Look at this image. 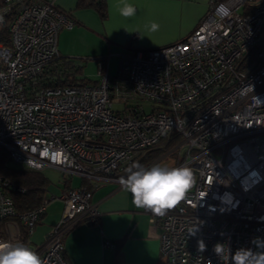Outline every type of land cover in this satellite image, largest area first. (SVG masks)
<instances>
[{
	"label": "built area",
	"instance_id": "built-area-1",
	"mask_svg": "<svg viewBox=\"0 0 264 264\" xmlns=\"http://www.w3.org/2000/svg\"><path fill=\"white\" fill-rule=\"evenodd\" d=\"M12 10L10 45L0 44V145L31 169L38 168L28 159L40 162L33 146L62 147L64 163L45 160L39 169L88 183L64 190V213L40 250L44 264H67L62 237L98 216L93 189L119 182L171 133L180 140L165 153L173 156L169 167H191L196 184L166 215L146 210L161 229L166 264H231L215 254L217 243L232 254L257 250L253 239L264 240V0H211L185 38L124 54L116 75L99 62L98 81L83 85L46 77L59 55L58 32L74 21L52 1L5 0L0 20ZM3 184L0 176V242H24V229H34L52 197L19 213Z\"/></svg>",
	"mask_w": 264,
	"mask_h": 264
},
{
	"label": "crops",
	"instance_id": "crops-1",
	"mask_svg": "<svg viewBox=\"0 0 264 264\" xmlns=\"http://www.w3.org/2000/svg\"><path fill=\"white\" fill-rule=\"evenodd\" d=\"M46 1L71 11L76 19L72 27L58 32L59 55L81 60L86 56H96L98 62L99 57L107 56L105 69L110 74V55L119 54L121 63L124 54L136 49L159 48L185 38L208 11L211 0H128L137 9L131 18L119 14L120 0H105L108 9L106 18L100 17L94 8L77 9L78 0ZM152 22L159 25L155 32L148 31ZM117 73L118 70L111 75ZM98 78L88 79L96 83ZM171 158L164 156L151 167L168 166ZM49 167L52 166L45 168ZM45 168L41 170L46 175ZM69 176L70 179H60V194L50 197L49 183L46 196L52 198L38 223L45 224L49 218L52 220H48L50 222L40 243H34L31 238L29 241V246L38 250L39 255L53 226L64 213V190L88 184L79 175ZM91 201L98 211L96 220L80 221L62 237L63 256L67 264H166L161 253V229L151 223L145 209L135 207L131 194L123 191L118 181L101 182L93 189ZM106 240L112 241L114 247L106 245Z\"/></svg>",
	"mask_w": 264,
	"mask_h": 264
},
{
	"label": "clouds",
	"instance_id": "clouds-1",
	"mask_svg": "<svg viewBox=\"0 0 264 264\" xmlns=\"http://www.w3.org/2000/svg\"><path fill=\"white\" fill-rule=\"evenodd\" d=\"M119 14L124 18H131L136 14L135 5L128 0H120ZM159 25L152 22L148 31L155 32ZM33 153H38L40 162L28 159L27 164L36 168H42V161L51 164H62L67 159V154L62 147L57 148L47 143L39 148L33 146ZM126 176H121L119 184L121 189L132 196V203L137 208L150 211L154 216H164L166 213L185 201L189 192L196 184V177L191 167L181 165L169 167L155 165L145 168L139 162L126 168ZM195 234V232L191 233ZM252 243L256 251L250 248H240L234 254L224 244L217 243L214 246L215 254L231 261V264H264V240L257 237ZM200 252L205 251L203 240L198 241ZM0 264H44L40 255L24 242H0Z\"/></svg>",
	"mask_w": 264,
	"mask_h": 264
},
{
	"label": "trees",
	"instance_id": "trees-1",
	"mask_svg": "<svg viewBox=\"0 0 264 264\" xmlns=\"http://www.w3.org/2000/svg\"><path fill=\"white\" fill-rule=\"evenodd\" d=\"M4 4L5 0H0V5ZM58 8L70 17L74 23L76 22L71 11L63 10L60 7ZM76 8H94L100 17L106 18L108 16L105 0H78ZM12 13L13 10L0 20V44L10 45ZM99 58V62H103L106 65L107 56ZM81 69L82 66L76 65L73 59L58 55L48 67V71L46 72L48 75H46V77L48 83L52 85H83L91 83L88 78L79 76L78 73ZM169 137L171 140L168 139ZM164 139L162 145L149 150L146 155L137 162L144 167L150 168L152 163L164 158L163 155L176 145L180 137L175 133H171L170 136H166ZM14 163L9 150L5 146L0 145V176L9 182L8 185L3 184V187L12 196L16 210L22 213L37 209L44 203V200L48 198L46 192L50 180L41 169H31L19 163ZM42 216L43 213L35 223V226L42 219ZM94 220H96V218ZM32 232L33 230L29 232L27 227L24 229V243L28 246ZM36 252L38 253V250H36Z\"/></svg>",
	"mask_w": 264,
	"mask_h": 264
},
{
	"label": "rangeland",
	"instance_id": "rangeland-1",
	"mask_svg": "<svg viewBox=\"0 0 264 264\" xmlns=\"http://www.w3.org/2000/svg\"><path fill=\"white\" fill-rule=\"evenodd\" d=\"M109 57H110L109 61H111V66H110L111 72H110V74H113L117 70L119 72L120 55L113 53ZM71 59L74 60L76 65L82 66L81 71L78 73L80 77H83V78L86 77V78H89L92 80L97 79V77L99 76V62L96 60V56H86L83 60L77 59L74 57H71ZM114 69H115V71H114ZM164 155L168 156L166 154H164ZM171 157H173V156H171ZM16 163L17 162H15L14 164H16ZM45 173L50 178L49 197L52 196L53 194H60L61 189L58 186L60 179L63 177L69 178L70 176L65 174L64 172L56 169V168H53V167H49L48 169L45 168ZM48 220L51 221L52 219L49 218L46 220L45 224H39L38 223L34 227L33 232L30 236V238L34 241V243H40L43 240L44 232L46 231V225L49 224V222H50V221L48 222Z\"/></svg>",
	"mask_w": 264,
	"mask_h": 264
}]
</instances>
